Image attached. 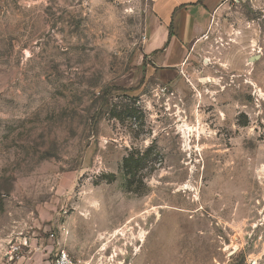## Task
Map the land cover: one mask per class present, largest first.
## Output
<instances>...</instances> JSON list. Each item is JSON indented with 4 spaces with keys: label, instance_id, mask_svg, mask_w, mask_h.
Here are the masks:
<instances>
[{
    "label": "rangeland",
    "instance_id": "rangeland-1",
    "mask_svg": "<svg viewBox=\"0 0 264 264\" xmlns=\"http://www.w3.org/2000/svg\"><path fill=\"white\" fill-rule=\"evenodd\" d=\"M153 18L0 0V264L50 234L86 264H264V0L177 71L142 56Z\"/></svg>",
    "mask_w": 264,
    "mask_h": 264
},
{
    "label": "crops",
    "instance_id": "crops-1",
    "mask_svg": "<svg viewBox=\"0 0 264 264\" xmlns=\"http://www.w3.org/2000/svg\"><path fill=\"white\" fill-rule=\"evenodd\" d=\"M226 0H151L153 23L143 43V58L148 64L176 71L181 68L212 17ZM143 65V64H142ZM141 68V66H140ZM170 69V70H169ZM53 237L27 239V246L17 253L13 264H53L52 249L60 245Z\"/></svg>",
    "mask_w": 264,
    "mask_h": 264
},
{
    "label": "built area",
    "instance_id": "built-area-1",
    "mask_svg": "<svg viewBox=\"0 0 264 264\" xmlns=\"http://www.w3.org/2000/svg\"><path fill=\"white\" fill-rule=\"evenodd\" d=\"M49 237H53V234H50ZM23 246H27L28 241L27 239H24L21 243ZM22 245L16 244L11 247V250L9 251V257L13 258L22 250ZM19 251V252H18ZM52 263L53 264H86L81 263L78 260H75L70 254L61 246L56 245V247L53 250L52 254Z\"/></svg>",
    "mask_w": 264,
    "mask_h": 264
},
{
    "label": "trees",
    "instance_id": "trees-1",
    "mask_svg": "<svg viewBox=\"0 0 264 264\" xmlns=\"http://www.w3.org/2000/svg\"><path fill=\"white\" fill-rule=\"evenodd\" d=\"M145 58V57H144ZM143 61H144V59H143ZM118 89H122V90H125L124 88H122V87H118Z\"/></svg>",
    "mask_w": 264,
    "mask_h": 264
}]
</instances>
